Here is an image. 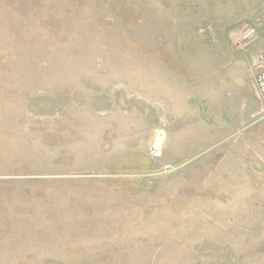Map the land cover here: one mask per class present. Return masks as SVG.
Instances as JSON below:
<instances>
[{
    "label": "rangeland",
    "instance_id": "374dc122",
    "mask_svg": "<svg viewBox=\"0 0 264 264\" xmlns=\"http://www.w3.org/2000/svg\"><path fill=\"white\" fill-rule=\"evenodd\" d=\"M263 49L264 0H0V264H264Z\"/></svg>",
    "mask_w": 264,
    "mask_h": 264
},
{
    "label": "built area",
    "instance_id": "2783aa9c",
    "mask_svg": "<svg viewBox=\"0 0 264 264\" xmlns=\"http://www.w3.org/2000/svg\"><path fill=\"white\" fill-rule=\"evenodd\" d=\"M253 68L256 71L255 81L260 97L264 100V49L254 59ZM262 118L264 119V114Z\"/></svg>",
    "mask_w": 264,
    "mask_h": 264
},
{
    "label": "water",
    "instance_id": "95a60500",
    "mask_svg": "<svg viewBox=\"0 0 264 264\" xmlns=\"http://www.w3.org/2000/svg\"><path fill=\"white\" fill-rule=\"evenodd\" d=\"M165 136H166L165 130L161 129L158 131L156 138L154 140V143H153V150L154 151H157L161 148L163 141L165 139Z\"/></svg>",
    "mask_w": 264,
    "mask_h": 264
},
{
    "label": "flooded vegetation",
    "instance_id": "af4514ba",
    "mask_svg": "<svg viewBox=\"0 0 264 264\" xmlns=\"http://www.w3.org/2000/svg\"><path fill=\"white\" fill-rule=\"evenodd\" d=\"M156 138V137H155ZM164 142V141H163Z\"/></svg>",
    "mask_w": 264,
    "mask_h": 264
}]
</instances>
